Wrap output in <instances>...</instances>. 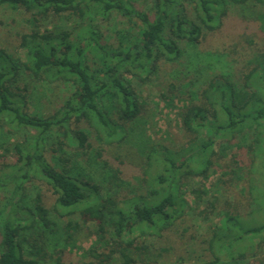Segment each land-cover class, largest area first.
I'll return each instance as SVG.
<instances>
[{"label": "trees", "instance_id": "16d2710c", "mask_svg": "<svg viewBox=\"0 0 264 264\" xmlns=\"http://www.w3.org/2000/svg\"><path fill=\"white\" fill-rule=\"evenodd\" d=\"M3 4L30 14L34 25L69 12L78 16L85 30L75 35L73 30H31L21 38L24 62L0 49V129L10 126L6 134L21 135L25 140L13 146L22 166L0 167V193L9 194L0 199V264H40L48 256L49 243L52 250L59 243L65 247L78 229L69 221L59 233L55 218L75 214L91 218L95 233L105 240L104 251L89 252L95 263L83 264H150V253L137 243L135 233L140 231L143 237L171 228L187 205L179 193L180 185L189 179L207 180L230 149L237 153L226 162V174L247 183L251 209L246 214L237 210L221 220L209 241L213 259L200 264H221L226 259L240 264L243 254L234 246L236 236L240 245L249 235L264 232V220L249 227L242 223L264 215V56L255 57L239 78L224 69L209 74L199 88L195 77L174 70L175 76L182 77L169 85L166 100L186 99L179 118L188 141L179 152L148 141L146 108L136 86L155 76L164 63L180 59L182 44L195 48L221 28L235 8L245 21L262 22L260 30H264V0H151L147 13L131 0H0ZM99 22L113 24V31L102 30ZM192 57L190 66L194 67L201 64L200 59L217 62L215 57L220 54L194 52ZM23 74L48 84L68 85L70 95L52 115H30L26 113L28 84L19 86ZM93 135L108 141L116 136L114 141L127 147L126 159L131 163L135 159L144 178L149 176L159 188L126 201L109 192L103 196L102 184L78 161V157L85 162L91 159L89 139ZM77 148L78 153L70 152ZM45 153L50 154L52 165ZM244 153L247 166L241 161ZM97 156L101 158V154ZM101 163L105 181L118 186L120 171ZM38 176L56 197L53 211L42 205L39 196L30 205L25 202L24 184ZM9 183L14 184L11 192ZM192 193L199 202L203 192ZM236 222L241 226L239 235L230 230ZM106 235L111 238L107 240Z\"/></svg>", "mask_w": 264, "mask_h": 264}, {"label": "rangeland", "instance_id": "374dc122", "mask_svg": "<svg viewBox=\"0 0 264 264\" xmlns=\"http://www.w3.org/2000/svg\"><path fill=\"white\" fill-rule=\"evenodd\" d=\"M131 1L141 11L148 12L151 0ZM240 12L238 8L231 10L222 27L209 33L195 48L182 44L183 55L180 59L172 64L164 63L155 76L150 77L145 84L136 86L140 100L146 108L144 130L150 143L162 144L174 152H179L181 148L187 145L188 135L182 129L179 118L186 99L176 97L174 100H166L169 97V93H167L169 85L173 82L177 83V80L182 77L178 74L175 76L174 70L185 71L191 75L190 78L195 77L198 80L195 87L199 88L209 78V74H217L224 69L239 78L242 72H247L246 70L252 66L255 57L264 56V30H260L262 22L258 19L245 21ZM31 17L22 9L10 8L9 4L0 5V49H5L8 53L20 58L22 62L25 61V50L20 48L21 38L30 34L31 30L41 33L46 30H73V35L85 30V26L80 24L78 16L71 15L69 12L61 17L49 16L44 21L36 22V25H34ZM97 24L102 30H109V33L114 29L110 27L113 24L110 26L104 22ZM194 52L220 54V57H215L220 61L200 59V65L191 67L190 61H193L192 54ZM224 64L226 65L225 68H223ZM20 81V87L22 84H28L30 95L26 99V113L30 115L48 117L53 114L55 109L61 107L70 95L68 85H63V83L48 84L32 80L27 74H23ZM9 127L4 126V129H0V167L15 163L22 166L13 146H20L25 140L21 135L6 134L5 130ZM114 138L116 136L112 138V141H108L106 137L98 139L96 135L90 136L89 144L92 146L93 152L88 156H91V159L85 162L84 157H78L82 169L86 173L94 174L96 182L102 184L100 185L101 194L105 196L109 192L115 194V197L111 195L113 198L126 201L137 196H146L149 189H158L159 187L150 181L149 176L144 178L142 167L135 162V159L131 160L134 163L126 159L129 157L125 149L127 147L116 143ZM76 150L71 149L70 152L78 153L79 149ZM233 152L237 153L234 149L227 151V156L224 160L218 161V166H214L213 172L207 180L189 179L183 181L179 193L187 205L184 208L182 218L177 220L171 228L162 231L160 234L147 232L143 237H141L140 231L135 233L137 243L147 247L150 253V264H200L211 261L213 256L208 249L209 241L211 233L220 225L221 220L226 215H231L232 212L235 214L237 210L240 214L249 212L251 207L247 183L230 179L226 174L228 171L225 169L226 162L231 161ZM98 153L101 154V158L97 156ZM181 154L186 155V153ZM243 155L241 160L243 163H241L247 166L249 161L245 153ZM45 158L49 164H53L49 153H45ZM101 160L113 169L120 171L121 183L118 186L115 185V187L110 184L109 180L105 181L106 174L101 171ZM92 161H95L98 166L97 164L94 165ZM100 175L101 177H99ZM108 185L110 190L107 189ZM13 188L14 184L9 183L7 190L11 192ZM194 190L203 192L199 202L196 201V195L192 193ZM24 193L26 195L25 202L28 205L31 204L32 198L39 196L42 205L47 210L53 211L56 197L39 176L29 178L24 184ZM8 196V193H0L1 200H5L4 198ZM123 207L126 208L125 205ZM52 218L54 219L53 216ZM55 220L61 228L59 233L64 230V225L69 221L76 223L78 229L73 233V239L65 247H61L62 243H59L61 245L58 244L59 246L52 250L50 248L52 245L49 243L48 256L42 259L40 264L95 263L94 259L89 256V252L105 250V240L101 241L95 233V222L89 217L84 219L78 214L69 218H55ZM263 220L264 215L252 216L244 219L242 223L249 227ZM240 227L239 222H236L234 226L230 227V230H235V234L239 235ZM141 228L144 230V227ZM236 237H232L237 239L234 246L238 253L243 254L240 264H264V232L254 236L249 235V238L240 245L238 244L240 240H238V236ZM110 238L111 236L106 235L107 240ZM117 262L120 263L118 259ZM221 264L234 263L230 259H226Z\"/></svg>", "mask_w": 264, "mask_h": 264}]
</instances>
